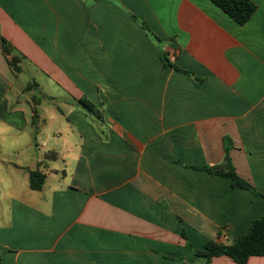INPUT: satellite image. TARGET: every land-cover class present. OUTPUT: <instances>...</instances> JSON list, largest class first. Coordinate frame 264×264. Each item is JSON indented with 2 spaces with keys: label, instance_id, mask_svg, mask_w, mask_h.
Listing matches in <instances>:
<instances>
[{
  "label": "crops",
  "instance_id": "crops-1",
  "mask_svg": "<svg viewBox=\"0 0 264 264\" xmlns=\"http://www.w3.org/2000/svg\"><path fill=\"white\" fill-rule=\"evenodd\" d=\"M252 1L240 25L213 0H0V33L25 57L16 76L0 47V264H203L193 250L249 232L264 216V0ZM31 90L56 110L45 127L21 106ZM226 136L258 194L196 169L223 165Z\"/></svg>",
  "mask_w": 264,
  "mask_h": 264
},
{
  "label": "trees",
  "instance_id": "trees-1",
  "mask_svg": "<svg viewBox=\"0 0 264 264\" xmlns=\"http://www.w3.org/2000/svg\"><path fill=\"white\" fill-rule=\"evenodd\" d=\"M213 3L240 25L248 23L257 11V5L252 0H213ZM141 25L149 35L153 36L156 40L158 39L157 36L151 33L145 23H141ZM0 47L13 73L19 76L23 72L22 62L25 57L1 33ZM164 67H173L166 58L164 60ZM78 103L89 113L96 115L100 119L102 118L100 110L91 101L80 99ZM224 143L226 154L223 165L197 167L196 169L207 171L211 175L229 178L234 187L247 189L258 194L255 188L236 172L230 156L231 150L234 148L232 140L226 136L224 137ZM45 180L46 176L42 172L30 171V185L33 190H42ZM184 237L186 238L185 233ZM189 248L192 249L190 244ZM193 253L203 264H211L218 257H228L237 264H248L251 257H264V216L254 220L249 232L234 240L231 244L211 240L203 250H193Z\"/></svg>",
  "mask_w": 264,
  "mask_h": 264
},
{
  "label": "rangeland",
  "instance_id": "rangeland-1",
  "mask_svg": "<svg viewBox=\"0 0 264 264\" xmlns=\"http://www.w3.org/2000/svg\"><path fill=\"white\" fill-rule=\"evenodd\" d=\"M31 82L30 77L27 73H23L18 81L17 86H19V89L21 90L23 87H27L28 84ZM34 98H39V92L37 90H31L25 92V94H21V106L22 108L29 113V115L33 114V110L37 109V117L41 116L42 124L45 127L44 119L49 122V116L51 114H54L56 110L52 105H44L42 108L37 107L34 103ZM29 101V103H27ZM47 108V110H45ZM43 109V110H42Z\"/></svg>",
  "mask_w": 264,
  "mask_h": 264
}]
</instances>
